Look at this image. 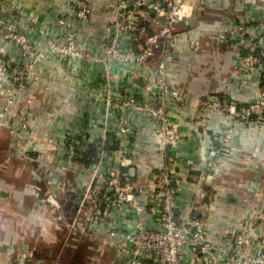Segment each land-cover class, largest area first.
<instances>
[{"label":"crops","instance_id":"1","mask_svg":"<svg viewBox=\"0 0 264 264\" xmlns=\"http://www.w3.org/2000/svg\"><path fill=\"white\" fill-rule=\"evenodd\" d=\"M118 1L92 0L93 13L82 20L74 15L81 0H0V17L16 22L39 51L35 63L39 81L28 88V101L32 98L34 104L25 105L26 114L33 113L40 136L78 139L81 155L90 147L96 154L102 144L116 159L126 158V166L113 161V168L133 172L124 180L133 187L135 202L146 212L152 199L151 174L168 165L181 189L180 221L185 223L192 217L202 220L208 237L219 245L226 244L231 229L250 231L255 234L250 252H260L255 246L264 239V125L244 123L236 111L254 98L260 82L264 0H206L176 24L170 38L160 35L154 54L141 63L114 59L85 64L52 52V44L61 41L70 29L91 54L105 58L113 32L110 17L115 15ZM146 28L153 32V22L146 23ZM141 42L138 32L121 35L126 50L137 51ZM0 48L17 61L18 50L11 42L0 41ZM247 57L255 58L253 66ZM31 92L35 95L30 96ZM130 96L162 109L161 119L177 135L172 145L162 143L160 117L130 107L125 116L131 132L126 136L117 132V106ZM48 121L53 123L49 129ZM206 134L217 152L202 158ZM220 135L228 136L227 155L222 154L217 140ZM31 152L34 154L32 150L25 153L27 157ZM173 153L179 159L169 162L167 156ZM188 160L190 164H186ZM11 166L0 157V263L12 262L23 246L33 243L41 246L38 255L52 261L46 248L52 231L45 236L41 230L40 239L34 238V208L30 195L23 192L33 178L30 164L22 168L19 177L8 174ZM75 170L79 169L73 166L71 172ZM90 176L88 171L82 173L80 179L73 180L74 187ZM148 216L143 213L142 218L147 221ZM132 218L131 210L124 206L107 221L131 227ZM90 236L71 252L82 248L88 252V263L105 264L112 243L100 232L99 239Z\"/></svg>","mask_w":264,"mask_h":264},{"label":"built area","instance_id":"2","mask_svg":"<svg viewBox=\"0 0 264 264\" xmlns=\"http://www.w3.org/2000/svg\"><path fill=\"white\" fill-rule=\"evenodd\" d=\"M91 1L81 0V5L75 10L74 15L82 20L88 19L93 13L90 6ZM205 1L119 0L115 15L110 17L113 32L108 38L105 58L102 59L91 54L84 45L77 42V35L70 29L65 31L61 41L52 44L51 50L59 57L82 60V63L85 64L114 59L145 62L154 54L159 36L170 38L176 24L190 16L193 7L201 8ZM148 22H153L155 27L153 32L146 28ZM124 32H138L142 42L137 51L126 50L122 47L121 35ZM2 40L11 42L18 50V55L15 58L17 61H11L6 55V51L0 48V100L2 101L0 128L5 127L20 139L32 138L33 144L32 141L28 143L32 151L41 153L52 146L62 150L64 146L62 141L55 145L52 143V137L38 134L34 117L26 114L21 95L25 88H19L23 82L30 84L36 75L39 79L35 70L39 53L36 52L26 34L20 31L16 22L6 21L0 17V41ZM261 53L263 57L261 77L255 96L236 111L238 118L248 124L264 125V47ZM165 59L158 68L160 72L163 71ZM246 61L252 65L256 60L253 57H247ZM127 107L160 117L159 122L162 121L159 123V129L163 133V145H172L175 142L177 135L172 126L161 119L162 109H154L150 107L149 103L138 101L132 96L120 101L117 106L118 133L126 136L131 132L130 124L125 116ZM232 111H235L234 107ZM35 137L39 139L43 137L47 141L43 142L42 139L36 142ZM205 137L207 146L202 149V158L214 156L217 152L215 146L211 145L210 135L206 134ZM227 137L220 135L217 138L222 145L223 155H227L230 151L227 146ZM72 139L75 140L74 145L70 143L71 148L69 146L68 152L63 151L62 153V155L65 154V159L67 158L66 166L70 169L73 166L77 167L79 170L75 171L81 174L88 171L91 176L82 185L78 184L79 187H74V178L71 181H59V192L67 189L73 193V198L71 200L62 199L57 193H53L45 198L46 203L51 206L49 207L51 211L57 213L56 218L59 223L56 226L60 229H62L60 223L62 215L58 209H61L62 214L71 218L72 216L79 217V213L91 214L85 218L84 227L81 229L86 230L92 226L97 231L95 234L103 233L112 243L113 257L107 264H264V239L256 242L255 248H259L260 252H250L254 248L252 247L254 233L242 229H231L229 230L231 236L226 239V244L219 245L208 237L207 226L202 220L196 217L189 218L185 223L179 220L178 214L182 209L179 198L181 189L173 179L172 169L168 165L164 166L161 171L151 174L149 185L153 190L152 199L149 210L146 212L144 207L138 206V203L135 202L134 195L136 193L133 191V187L131 188L128 181L124 180L129 178L133 172H120L113 168V161H117L122 167L126 166V158L116 159L100 144L96 154L90 158V162L83 163L76 160L78 156H81L78 148L79 140ZM28 158L31 159L28 156L24 162H27ZM178 159L179 155L176 153L167 156L169 162H175ZM190 163L191 161H186V164ZM33 177L40 179L38 171L34 170ZM31 187L30 184L25 185L23 192H30L29 188ZM38 194L35 193V196ZM41 198L42 196L37 197V201L41 202ZM47 204L45 206H48ZM124 206L133 214V226L129 227L127 224L115 220L103 222V219L118 213ZM143 213L149 215L147 221L144 217L142 218ZM98 217H100V221L93 224ZM41 230L45 236L49 233L44 226ZM69 239L74 241L73 244L68 242L73 248L79 243L75 244L77 237L69 236ZM49 241L54 242L51 237ZM23 247L12 262L3 264H48L45 259L31 262L35 247ZM62 247L63 245H61ZM49 252L52 261L57 259L55 255L57 250ZM51 263L53 264V262Z\"/></svg>","mask_w":264,"mask_h":264},{"label":"rangeland","instance_id":"3","mask_svg":"<svg viewBox=\"0 0 264 264\" xmlns=\"http://www.w3.org/2000/svg\"><path fill=\"white\" fill-rule=\"evenodd\" d=\"M36 52L39 53L37 49H36ZM10 60L13 61V59H10ZM79 61L82 62V60H79ZM38 81L39 79H38V76L36 75V78H34V80L30 82V84L23 82L22 86L19 87L20 89L22 88L26 89L25 93L24 92L21 93V95L23 96L24 104L26 106L29 104L31 105V103L34 104L32 98H31V101H28L29 97L27 96V92H29V89H28L29 87L33 88L34 85L35 86L38 85L37 84ZM33 94L34 93L31 92L30 96L35 95ZM30 115L31 116L33 115L31 111L28 113V116ZM46 116L48 117V119L53 118V115L50 112L49 113L47 112ZM52 124H53L52 121H48V126H47L48 129H49V126L51 128ZM46 137H48V135H46ZM42 139L43 137H41V139L36 138L35 141L39 142ZM44 140L45 139H43V142ZM29 141H32V144H33L34 140L32 138L20 139L16 135L11 134L9 130L7 129H5V131L0 130V157L5 160L6 164H12L11 166L12 171L10 172L9 170L8 174L19 177L21 174H23L22 168L23 167L29 168V166H26V165L30 164L31 175L33 176L34 170L38 171L40 175V179L33 177L30 183H28L32 186L31 188H29L30 192L28 193L30 195V200L33 205L32 208H34L32 222H31V227L35 235L34 238L40 239L39 231H41V228L43 226L48 230V232L52 231V234H50V232L49 234H50V237L54 240V242L49 241L50 237H48V239H46V243L48 244V247L46 248L47 250H50V251L57 250V253L55 254L57 259L53 261V264H94L91 262L88 263L87 260L90 257L86 250L83 251L82 248H80V250L78 251H75L77 250L75 249L74 250L75 252L74 251L71 252V249H74L75 247L73 248L68 244V242L70 244L74 243L72 239H69V236L77 237L75 244H77V242L79 243L82 242L86 235H93L90 237L92 238L95 237L99 239L100 236H97V234H95L97 231L92 226L87 228L86 230L81 229L84 227L83 223L85 221V218L91 214L79 213L78 214L79 217L74 218L72 216L71 218L70 216L67 217L65 214H62L61 209H58L59 213L62 215L61 220H60V223L62 224V229H60L56 226L59 223V220L56 218L57 213L54 211H51V209L49 208L51 206L46 203V199H45L46 197H48V195L53 194V193H57L62 199L71 200L73 198V193L68 191L67 189H64L63 191L59 192L60 183L58 182L59 181L66 182L67 180L71 181V179L73 178L78 180L81 178V175H82L81 173L77 171L71 172V169L68 168L66 164L63 162V160L65 161V158H64L65 154H63L64 156H62L63 151L68 152L70 143L71 145H74L73 142L75 140L68 136H65L59 139L53 138L52 143L55 145L57 143H60L61 141L64 143L62 150L57 149L56 146H52L48 148L47 151H44L41 153H38L37 151L33 150V153L35 155L32 154V152L30 153V157L32 160L30 162H24L26 161V158H27V155L25 153L27 151H30L29 144H28ZM78 157L76 158V160H79ZM16 169H18V171L20 172L18 171L14 172ZM55 179H57V182L54 181ZM15 180L18 181V179H15ZM15 180L14 182L18 183ZM35 193H39V194L35 196ZM41 196H42L41 202H38L37 197H41ZM46 204L48 206H45ZM41 210H43L42 213H40ZM99 221H100V217H98L93 224H96ZM103 222L106 223L107 219L106 218L103 219ZM33 244H35V245H32L35 247V253L33 255V259L31 262H36V261L43 259L42 256L38 255L37 253V250H39V254H40L42 252V249L40 245L39 247L36 243H33ZM61 245H63L62 248H61ZM112 257H113V251L110 254V257H108V260L105 261V264H107L111 260ZM91 258H92V255H91ZM51 262L52 261H48V264H52Z\"/></svg>","mask_w":264,"mask_h":264},{"label":"trees","instance_id":"4","mask_svg":"<svg viewBox=\"0 0 264 264\" xmlns=\"http://www.w3.org/2000/svg\"><path fill=\"white\" fill-rule=\"evenodd\" d=\"M94 154V149L90 147L86 152H84L81 156H79V160L83 163H88L90 161V158Z\"/></svg>","mask_w":264,"mask_h":264}]
</instances>
